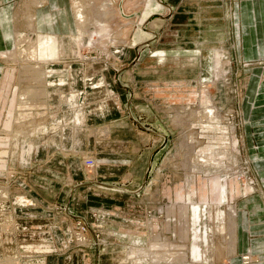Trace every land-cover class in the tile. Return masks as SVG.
I'll list each match as a JSON object with an SVG mask.
<instances>
[{
  "label": "rangeland",
  "instance_id": "rangeland-1",
  "mask_svg": "<svg viewBox=\"0 0 264 264\" xmlns=\"http://www.w3.org/2000/svg\"><path fill=\"white\" fill-rule=\"evenodd\" d=\"M70 1L60 35L38 27L46 1L26 0L0 51V264H227L239 204L264 201L246 0H86L82 34L85 1Z\"/></svg>",
  "mask_w": 264,
  "mask_h": 264
},
{
  "label": "crops",
  "instance_id": "crops-1",
  "mask_svg": "<svg viewBox=\"0 0 264 264\" xmlns=\"http://www.w3.org/2000/svg\"><path fill=\"white\" fill-rule=\"evenodd\" d=\"M25 1L26 0H0V51L13 48V31L17 26L15 16L18 10L19 12H24ZM45 1L46 4H44L46 7L43 9L41 7V9L35 8L34 10L37 21L39 22V29H41L43 32L66 35L69 33V23L73 29L75 28L74 18H72L73 16L70 9V0ZM244 4H246V6L244 7V5H242L240 11V14L242 15L240 20L242 22V31L240 34L241 43H239V48L242 49V59L244 62L264 60V0H246ZM54 5L60 7L59 9H62L61 13L56 16L55 19L46 17L44 20H40L38 14L42 11L45 13L46 10L48 13L49 11H53ZM76 17L75 20L77 30H79V26H83L86 29V26L88 25L87 16L83 24L79 23L81 21H79L78 17L77 21ZM92 22L101 24L102 21L100 19H96ZM102 25H104V23ZM18 27H21L19 23L17 28ZM32 29H36L34 22ZM16 43L20 46H26L23 52L31 59V47L33 46L34 48V45L28 43V41L25 40V37H23L21 34L18 35ZM0 55L2 58H9L11 56L9 52H0ZM255 73L256 74L253 76L250 87L252 102L256 97V92L262 80L261 76H259L257 72ZM252 102L251 104L247 103L248 106L252 107ZM263 155L264 154H261L259 156L261 157ZM254 168L258 176L262 179V183L264 185V159L256 160ZM262 202H264L262 195L256 194V197L248 198L246 201H243L242 204H239L241 207H239V216L237 217L235 231L232 229V231L235 232V242L233 243L232 240L229 244V251L232 255L229 258L227 264H242V255L248 252L252 255H256L259 258L260 262L257 264H264V207ZM194 213V218L197 222L199 218L198 209L195 208ZM195 232L197 233V231ZM195 238L197 240V236H195ZM200 252L201 251L199 247L196 243H194V246L192 247V253L195 259L200 257Z\"/></svg>",
  "mask_w": 264,
  "mask_h": 264
},
{
  "label": "bare ground",
  "instance_id": "bare-ground-1",
  "mask_svg": "<svg viewBox=\"0 0 264 264\" xmlns=\"http://www.w3.org/2000/svg\"><path fill=\"white\" fill-rule=\"evenodd\" d=\"M85 1V4L83 3V2H81V3H79L78 4V7L76 8V15H77V17H78V19H79V21H81V24H83L84 22H85V18H86V16H87V14L86 13H88L87 11H88V9H87V7H88V4L89 3H93V2H88V4L86 3V0H84ZM83 3V4H82ZM82 4V5H81ZM91 7V6H90ZM29 22H30V27L31 28H33V23H32V19H29ZM31 30H33V29H31ZM79 31L81 32V33H84V31H85V28L83 27V26H79ZM24 69V68H23ZM27 69H29V71L28 72H32L33 71V74H40V75H42L43 73H40L39 71L41 70V68H39V67H37V66H35V67H28ZM41 72H43V71H41ZM45 74V73H44ZM40 75H38V76H40ZM45 91V90H44ZM43 96H45V95H43ZM23 98V97H22ZM32 98V97H31ZM22 100V99H21ZM20 100V101H21ZM25 100V99H24ZM24 103V102H23ZM25 104V103H24ZM253 257V256H252ZM247 259V258H246ZM245 259V260H246ZM249 261V260H248Z\"/></svg>",
  "mask_w": 264,
  "mask_h": 264
},
{
  "label": "built area",
  "instance_id": "built-area-1",
  "mask_svg": "<svg viewBox=\"0 0 264 264\" xmlns=\"http://www.w3.org/2000/svg\"><path fill=\"white\" fill-rule=\"evenodd\" d=\"M91 161H92V162H91V164L89 165V166H90L89 168H93L94 165H95L94 161H93V160H91Z\"/></svg>",
  "mask_w": 264,
  "mask_h": 264
}]
</instances>
